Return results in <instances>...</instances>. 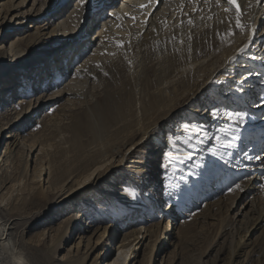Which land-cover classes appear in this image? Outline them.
I'll return each mask as SVG.
<instances>
[{
    "label": "rangeland",
    "instance_id": "1",
    "mask_svg": "<svg viewBox=\"0 0 264 264\" xmlns=\"http://www.w3.org/2000/svg\"><path fill=\"white\" fill-rule=\"evenodd\" d=\"M25 1L20 10L29 16L45 12L43 17L51 19L55 11H60L54 21L75 4L74 0H0V53L15 37L10 35L3 42L6 28L12 26V19L19 13L14 7ZM110 1L103 9L100 7L92 22L86 40L92 41L91 47L97 45L93 33L105 28L102 19L109 16L107 10L122 3L115 0L110 4ZM239 1L240 7L248 1L253 6L256 3V0ZM188 2L184 0L183 10L171 11L172 19L169 16L170 24L164 37L155 39L157 47L141 41L146 27L141 30L142 24L138 23V29L129 27L133 35L136 30V43L129 39L120 47L109 46L100 60L92 58L85 62L80 74L72 73L82 80L76 94L40 98L43 104L37 102L39 89H34L29 94L36 95L30 106L38 105L39 110L26 116V105L19 107L16 113L6 110L13 109V102L25 95L21 88L16 87L13 100L5 104L0 101V159L6 160L2 161L5 168L0 172V233L3 236L9 233V244L25 262L65 264L77 250L80 235L84 236V242L93 241L95 233L89 238L92 227H87L93 221L92 224L137 225L141 231L139 238L146 232L145 226L149 227L153 234L145 238L144 244L136 246L134 242L124 247L115 263L149 264L148 260L157 250L163 215L172 208L182 213L183 222L179 226L187 224L189 227L181 228L180 245L165 244L156 252L152 264H260V259L264 261V222L255 229L257 218H252L247 227L249 234L245 227L232 234L236 227L234 220L242 218L239 212L250 198V203L264 212V185L250 197L235 188L240 181L237 168L255 155L247 150L250 133L246 132L250 128L245 127L253 122V117L244 106L235 105L233 98L226 101L218 98L213 85L204 92L201 89L205 82L213 84L227 76L236 80L244 73L243 69L236 68L243 60L236 61L232 69L224 70L222 67L228 63L229 56L225 59L223 53L230 45L240 43L239 48L247 45L249 31L244 26L235 28L230 40L217 46V54L212 53L214 49L207 46L208 38L203 39L206 42L198 40L207 30L203 29V23H215L216 11L212 15L210 12L206 15H194V12L193 16L187 13L189 18H183ZM169 3L177 8L182 1L169 0ZM223 6L208 8L222 11ZM43 21L42 18L35 23L28 21V25L36 27L26 26L22 32L36 33L37 29L41 30ZM121 21V31L126 33L124 26H128V22L124 18ZM18 23L15 21L14 26ZM52 27L53 24L50 30ZM250 45L256 47L258 56L264 53V15ZM30 50L28 54L44 49L42 45ZM88 51L91 52L88 48L72 62V72L85 61L83 57ZM247 55L254 57L253 53ZM12 60L8 58L9 62ZM9 82H12L11 76ZM3 84L6 83L0 82V86ZM237 85L243 90V86ZM192 107L203 111L194 114L190 112ZM171 108L175 109L171 111ZM209 109L212 110L208 112ZM213 117L218 118V122ZM159 123L163 126L160 138L154 137L145 145L146 137L141 131ZM15 142L14 152L4 155L6 147L14 146ZM124 157V166L116 173L114 166ZM156 166L160 169L154 174L157 181L152 183L148 178L153 176ZM38 172L40 178L35 177ZM99 177L104 180L96 184ZM43 188L46 190L44 200L30 204L33 192ZM117 192L126 195L117 197ZM80 193L84 196L79 198ZM85 212L86 218L80 219L67 237L59 236L57 230L67 217H80ZM238 233L245 237L250 235L252 239L250 250L239 258L233 256ZM96 253L85 260L80 258L78 263L91 264ZM115 254L119 257L114 244L101 264H114Z\"/></svg>",
    "mask_w": 264,
    "mask_h": 264
},
{
    "label": "bare ground",
    "instance_id": "2",
    "mask_svg": "<svg viewBox=\"0 0 264 264\" xmlns=\"http://www.w3.org/2000/svg\"><path fill=\"white\" fill-rule=\"evenodd\" d=\"M103 1L104 0H89V2L82 5L80 3V0H74L73 2L75 4H71L70 7L72 8V10L69 8L67 12H65L61 17H59L55 21L54 19L60 14V11L58 10L55 11L53 15H51L52 17L50 19L48 17H43V14H45V12L40 14V16H35V15L29 16L27 13L22 12V10H20V7L22 8L26 3V1L18 6L15 5L14 9L15 11H19V13L16 14V16H14V18L12 19L11 21L12 26L6 28L5 31L7 34L6 37L3 39V42L5 43V41L7 40V38L10 37V35L12 36L14 34L13 36L15 37L11 39L12 40L11 43H8L4 48H2V51L0 53V82L6 83L0 86V101L4 103L6 101L13 100L14 98L12 97H14V92L16 87L21 88L22 94L25 95H21L20 97H18L13 102L14 108L13 109L7 108L6 109L7 112L9 111V113H16L19 107H24L23 105H26L27 107V108L25 107L26 108V111L24 112L25 116L29 112H35L39 110L38 109L39 107H37L38 105H33L32 107L30 106L32 97L36 95L35 94L29 95V94L33 93L34 89H39L38 91L39 101L37 102H43L44 100L41 101L40 99L43 97L49 98L50 96L57 95L58 97L61 98L65 94H69V95L76 94L77 88L82 84V80L79 78V76H76L74 74L77 73L80 74L81 72L79 71L85 67L84 63L87 62L88 60H91L92 58L100 60V56L103 54V52H107L109 50L108 49L109 46H116L117 40L123 41L124 39L123 35L127 36V37L125 36L124 43H126V40L128 41L129 39H131L132 43L134 42L136 43L137 41L136 36H138L135 35L136 30L134 34L135 36L131 32L134 27L138 29V23L142 24L141 27L143 26L142 28L140 27L141 30L144 29V26L146 27L145 31L143 32V35L141 36L142 37L141 41L144 40L146 44L148 43L151 44V47L152 46L157 47L158 42L157 40L155 42V39L164 37L165 34L164 31L168 28V25L170 24L169 23L170 19L168 18L172 13L171 11H177V9L178 11H180L182 9L181 7H183L184 5L183 3L184 0H181L182 3H179L180 5L177 6V8L175 7L176 5L173 6L176 8L174 10V8L172 7V4H174V2L171 4L169 3V0H165L163 7H161V9L158 10L163 0H157V2L154 4H148V0H120L122 1L120 5L117 4L115 7H110L107 10L109 12V16H107V18L102 19L103 22L102 24L103 26H105V28L102 31H98V32L96 31L93 33L94 42L97 45L96 47H93L94 45L91 47L90 45L92 41L90 40L86 41L88 38L87 35L90 33V29L92 28L91 26L92 22H94V19L97 17L98 12L100 11V7L103 9L109 3V0H105L103 5V3H101ZM187 1L189 2L188 4L185 3L187 4L185 5L187 9L184 8L186 10L183 11L185 15V16L183 15L184 16L183 18H187V19L189 18L188 16H186L187 13H189V16L191 15L193 16L194 12H196L194 15L200 13L205 14L206 12H210V15H212V12L214 13L216 11L215 14H217L216 15L217 19L216 21L214 20L215 23L213 24H210V22L203 23L205 24L203 26V29H207V30L201 37L202 39L198 41H202L203 39L208 38L209 42L207 46H209L210 49H214L213 50L214 52L212 53L217 54L218 53L217 46L224 44V42L230 40L233 30L237 28V23H234V21H237L235 6L229 5L227 3V0H220L219 4H217L216 0H207V2H205V0H187ZM110 2H111L110 4L112 3L114 4V2L116 1L112 0ZM239 2L240 1L238 0V3ZM263 2L264 0H256L255 5L253 6V4L248 1L250 5H248L247 3L243 7H241L240 24L242 27L244 26L249 31V33L247 34L248 36L247 45L240 48H239L240 43L239 44L237 43L238 45H230L227 47L225 53H223L224 56H226L225 59H227L229 56L228 63H226L225 66L222 67L224 70L229 68L232 69L236 61L243 60V62L239 63V65L236 68L243 69L244 73L239 75V77L236 80H233L232 79L233 77L227 76V77H223L222 79H217L213 81V84L212 81L209 85L208 83L205 82V84L203 85L205 87L201 88L202 92H204L206 91V88H210L213 85L212 86L213 92L216 94L218 98H220L223 101L233 98V101H235V105H237L238 107L244 106V108L248 110L253 117V122H251L249 126L247 125L245 127L250 128L249 132H246V134L250 133L248 134V136L251 138L250 139L247 137L248 139L247 143H249V147L247 148V150L255 152V155L253 154L254 156H252L254 158L250 159V161H244V163L240 166L239 169L236 167L237 171L239 172L238 175L240 176L239 177L240 181L239 182L237 181L238 184L241 185L240 192L244 194V196L246 197L248 196L250 197L251 194H253L254 190L261 188L264 185V180H263L264 179V175H263L264 174V130H262L264 129V53L258 56V53H255V49H254L256 47L253 48L252 45H250V43L255 37V33L258 29L261 18L264 15V5H262ZM98 3L101 4L98 5ZM141 5H145V6L141 7ZM211 5L213 6V8L223 5H226V7L223 6L224 10L219 11V10H212L213 8L209 9L208 7H210ZM225 9L228 10L226 11ZM67 13L69 14L67 15ZM113 13L115 15H113ZM229 16H231V18H229ZM132 17H135V20H133ZM40 18L44 20L43 23L41 24L42 25L41 30H39L40 29L39 28L37 29L36 33H31V34H28L27 31H25V33L22 32L23 28H25L26 26H28L29 29L31 28L30 26H32V28L36 27V26L33 27V24L28 25V21H30V23H35L38 22ZM122 18H124L128 22L127 23L128 26H124L126 28L124 30H127L126 33L125 32L123 33V31H121V29L123 28V22L121 21ZM15 21L19 22L18 24H16V26H14ZM76 23H77V27H75ZM52 24L53 27L50 30V25ZM112 25H114V28L111 27ZM131 25L134 27H132ZM117 27L119 28L117 29ZM129 27H132V29H130ZM23 34L24 36H22ZM133 40L135 41L133 42ZM42 45L44 49L43 51L38 50L37 53L32 52L31 54H28V52L29 53L31 52L30 50L31 48L36 49ZM88 48L89 50H91V52L88 51V53H86V55L83 57L85 58V61L81 63L80 66H77L76 68L77 70L75 72H72V69H70V65L76 58H78V56L82 52H84ZM248 53H253L252 56L254 57H248L249 56L247 55ZM8 58L10 59L13 58L12 62H9ZM1 64L4 65L1 67ZM42 69H48V70L47 72H45V71H41ZM10 76L12 77V82L8 83V78ZM223 80H225V82H223ZM236 85L239 87L243 86L245 89L243 88V90H240L238 87H236ZM50 86H53L51 87L52 89L51 88L47 90L44 89ZM214 88L219 90H216ZM223 89H226V91L223 92ZM54 98L57 97L55 96ZM174 109L175 108L173 109L171 108V111ZM13 110L15 111L13 112ZM210 110L212 109H209L208 112H210ZM202 111H200V109L195 107H192L190 109V112L194 114H199ZM25 116L21 115L20 117L26 118ZM213 118H215L214 121L218 122L219 120L218 118L216 117ZM159 124L156 127L152 128L151 126L141 131L144 137H146L145 138L146 141L144 142L145 145L148 144V142L151 141L154 137L160 138V135L163 132L162 131L163 126H161L162 123ZM13 145L14 146L8 145L6 147V150L4 151V155L7 156L10 155V153L14 152L17 143L15 142V144ZM4 160L5 159L2 158L0 159V172H2L5 168ZM125 160L126 157L119 160L118 164L114 166L116 169V173L121 170V167L124 166ZM2 161L4 163H2ZM134 162L140 163V161H134ZM159 169L160 167L157 166L156 168L154 167L155 171L152 172L153 176L148 178V180L150 179V182L154 183L155 181H157L156 176H154V174ZM38 173L39 174L35 176L36 178H40L41 176V173L40 172ZM147 173H151V172L148 171ZM103 180L104 179H102V177H99L96 180V184L102 183ZM44 191H46L45 188L39 189L38 191H34L28 202L31 204L32 202H36L38 200L39 201L44 200L43 198ZM93 192L96 194L97 191L94 190ZM84 193H80L79 198L81 196H84L83 195ZM120 195L125 196L126 194L123 192H117L116 196L118 197ZM250 199L242 206V210L239 212L242 218L239 220H234L236 227L233 228L232 234L237 233V229L238 228L240 229L242 227H245L247 230L246 231L247 234H249L250 230L247 227L252 218L255 219L257 218L255 229H258L259 226L264 222V212L259 210V208L257 209L256 207H254L253 206L254 204L252 202L250 203ZM87 201H90V199ZM177 211L174 210V208H172L170 211L164 213L163 223L161 222L162 223L161 230L159 234L157 233L158 246L156 252H158L160 249L163 248L165 244L168 243L175 247H178L180 245V240L182 238L181 228L182 227L187 228L189 226L187 224L186 225L183 224V226L182 225L179 226L180 222L182 223L183 220L181 219L182 213ZM87 215L88 214L85 212L82 213L80 217L78 216L79 218L67 217L68 220L66 218L64 224L57 230V232L60 234L59 236L63 238L67 237L70 234V231L76 228L77 222L80 221V219L84 220ZM92 222L93 221H90L87 224V227L88 228L92 227L91 231H89L91 232L89 238L92 236V234L95 233V236L92 237L93 241L91 242L88 239L86 242H84L85 241L84 236L80 235L79 237L80 239L76 243L77 250L74 252V254L71 257H69V259L65 264H82V263H78L80 261L79 260L80 258L81 260H85L86 258H88L89 256H91L93 253L96 252L97 253L93 258L91 264H101V261L108 256V253H110V249L112 250V247L114 248V244L117 252H119V257L116 256L117 253L115 254V256L117 257L114 262L115 264L122 256L123 254L122 249L124 247L130 246L134 242L136 246L137 245L140 246L144 244L143 242L146 237H150L149 235L153 234V233L150 234L151 232L150 228L145 226L146 232H144L142 237L139 238L141 231L140 228L137 227V225L131 224L126 227V225L122 226L121 223L112 222L104 225V224H98V222L96 224H92ZM241 234L242 233H238L236 235V249L233 252V256L237 258L243 257L246 251L250 250L248 248L251 247V243H252V241H250L252 240L250 235H246L245 237V235H241ZM8 236L9 233H6L5 236H3L0 233V264H29L25 262L26 260H24V258L22 259L19 256L18 252H16L17 249L15 248L13 249L11 247V245L9 244L10 239H8ZM80 246H82V248H80ZM156 252L154 253V255L151 256L150 260H148L149 264H152L153 261L155 260L157 254ZM135 256H136V252H135ZM259 263L264 264V261L260 259Z\"/></svg>",
    "mask_w": 264,
    "mask_h": 264
},
{
    "label": "snow or ice",
    "instance_id": "3",
    "mask_svg": "<svg viewBox=\"0 0 264 264\" xmlns=\"http://www.w3.org/2000/svg\"><path fill=\"white\" fill-rule=\"evenodd\" d=\"M87 2H89V0H80V3H81L82 5L86 4ZM156 2H157V0H148V4H154V3H156ZM205 2H207V0H205ZM216 2H217V4H219V3H220V0H216ZM227 3H228L229 5H233V6H235L236 17H237V21H236V23H237V27H241V24H240L241 7H240V5H239V3H238V0H227ZM144 6H145V5H141V7H144ZM225 10L227 11L228 9H225ZM113 15H115V14L113 13ZM132 19L135 20V17H132ZM188 22H189V24L192 23L191 20H189ZM123 43H124V42L121 41V40H117V41H116V45H117V47L122 46ZM113 55H114V54H113ZM105 74H106V73H105ZM229 115H232V113H229ZM236 115H237V116H241L240 113H236ZM241 122H243V119H242V118H241ZM235 188H236V189H240V188H241V185H240V184H236V185H235ZM232 190H233L232 188H229V191H232Z\"/></svg>",
    "mask_w": 264,
    "mask_h": 264
}]
</instances>
